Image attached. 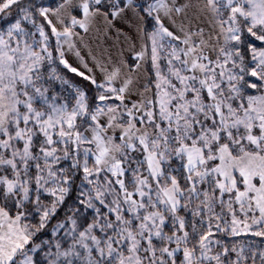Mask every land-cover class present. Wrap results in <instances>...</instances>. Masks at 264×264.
<instances>
[{"label": "snow or ice", "instance_id": "6c2138e0", "mask_svg": "<svg viewBox=\"0 0 264 264\" xmlns=\"http://www.w3.org/2000/svg\"><path fill=\"white\" fill-rule=\"evenodd\" d=\"M0 264H264V0H0Z\"/></svg>", "mask_w": 264, "mask_h": 264}]
</instances>
